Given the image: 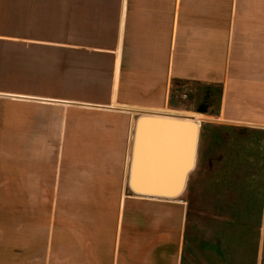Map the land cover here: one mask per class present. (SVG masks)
<instances>
[{"label":"crops","instance_id":"1","mask_svg":"<svg viewBox=\"0 0 264 264\" xmlns=\"http://www.w3.org/2000/svg\"><path fill=\"white\" fill-rule=\"evenodd\" d=\"M183 113L264 127V0H0V264H182L187 203L131 173Z\"/></svg>","mask_w":264,"mask_h":264},{"label":"rangeland","instance_id":"2","mask_svg":"<svg viewBox=\"0 0 264 264\" xmlns=\"http://www.w3.org/2000/svg\"><path fill=\"white\" fill-rule=\"evenodd\" d=\"M189 100L172 96L180 109ZM182 117L198 123L194 164L178 195L189 210L182 264H264V127Z\"/></svg>","mask_w":264,"mask_h":264},{"label":"water","instance_id":"3","mask_svg":"<svg viewBox=\"0 0 264 264\" xmlns=\"http://www.w3.org/2000/svg\"><path fill=\"white\" fill-rule=\"evenodd\" d=\"M197 136L195 120L142 115L134 146L133 189L164 196L180 194L194 164Z\"/></svg>","mask_w":264,"mask_h":264}]
</instances>
